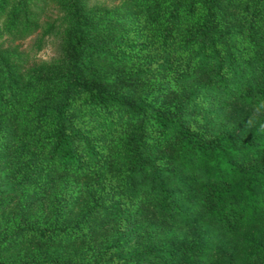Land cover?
I'll return each mask as SVG.
<instances>
[{
  "label": "trees",
  "instance_id": "1",
  "mask_svg": "<svg viewBox=\"0 0 264 264\" xmlns=\"http://www.w3.org/2000/svg\"><path fill=\"white\" fill-rule=\"evenodd\" d=\"M0 264H264V0H0Z\"/></svg>",
  "mask_w": 264,
  "mask_h": 264
},
{
  "label": "rangeland",
  "instance_id": "2",
  "mask_svg": "<svg viewBox=\"0 0 264 264\" xmlns=\"http://www.w3.org/2000/svg\"><path fill=\"white\" fill-rule=\"evenodd\" d=\"M88 3L90 5H95V4H105L107 6H114V5H117L118 4V0H88ZM57 14V11L54 7H52V5H49V7L45 10V13L43 14V17H42V20H51L52 18H54ZM41 33V29L38 30V34ZM149 30H145L143 32L144 35H147L149 34ZM37 38V34H34L24 40H19V41H15L14 45H17L18 48L20 50H23V51H29L30 55H31V58L34 60V61H40L41 60V57L47 55L50 58L56 56L58 53H59V50H60V47H59V41L57 40H53L52 38H48L46 44L38 51H35L33 49V45L35 43V40ZM39 54V55H38ZM155 66H158V62L154 63ZM147 65L143 66V68H147L146 67ZM151 74V73H150ZM157 77H152L150 79H147L146 82H148L149 80H155ZM160 81H156V83H158ZM8 187V185L6 184L4 186V189H6ZM71 188V187H69ZM14 196H17L18 193H16V191H13L12 193ZM10 205H12V202L10 203ZM108 234V232H106ZM111 233H109L108 235L106 236H109Z\"/></svg>",
  "mask_w": 264,
  "mask_h": 264
},
{
  "label": "clouds",
  "instance_id": "3",
  "mask_svg": "<svg viewBox=\"0 0 264 264\" xmlns=\"http://www.w3.org/2000/svg\"><path fill=\"white\" fill-rule=\"evenodd\" d=\"M41 60L44 62H49V57L47 55H45V56L41 57Z\"/></svg>",
  "mask_w": 264,
  "mask_h": 264
}]
</instances>
